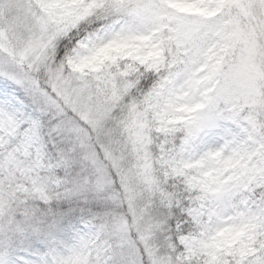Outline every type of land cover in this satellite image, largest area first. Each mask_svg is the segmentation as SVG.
Segmentation results:
<instances>
[{
  "label": "snow or ice",
  "instance_id": "6c2138e0",
  "mask_svg": "<svg viewBox=\"0 0 264 264\" xmlns=\"http://www.w3.org/2000/svg\"><path fill=\"white\" fill-rule=\"evenodd\" d=\"M0 264H264V0H0Z\"/></svg>",
  "mask_w": 264,
  "mask_h": 264
}]
</instances>
